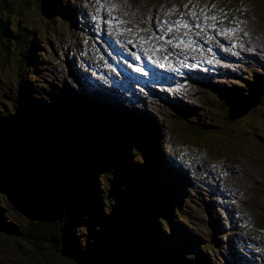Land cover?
<instances>
[{
    "label": "rangeland",
    "instance_id": "obj_1",
    "mask_svg": "<svg viewBox=\"0 0 264 264\" xmlns=\"http://www.w3.org/2000/svg\"><path fill=\"white\" fill-rule=\"evenodd\" d=\"M6 2L11 9L8 25L25 26L19 37H29L30 31H34L36 50L35 62L28 64L20 55L25 42L19 41V45L7 48L0 36V114L16 117L17 109L23 111L26 101L22 94L29 87L27 80L33 84L32 98L37 100L35 87L46 93L50 86L44 84L51 82L52 77L54 93H47L60 102L64 101L59 95L66 93H74L85 102L97 100L117 113L110 112L115 118L116 124L112 122L115 126L120 121L139 119L132 126L143 128L142 134L147 140L146 151L139 153L137 149L139 167L153 172L144 164L143 153L154 158L164 177L166 194L172 195L171 201L181 202L190 221L185 223L176 219L179 224L176 223L178 229L174 230L157 221L154 239L160 243H157L156 256L167 252L160 251L161 245L174 240L178 253L179 249L189 253V247L195 244L188 239H199L200 246L209 243L215 250L207 252L200 248L207 253L206 261L211 264H238L240 260L236 261L235 256L243 257V264H250L251 255L264 260L261 256L264 254V92L258 104L243 115L245 118L233 125L237 127V139L242 141L237 150L225 152L209 138L204 143H194L184 135L189 124L201 122L213 124L215 133L224 135L225 113L229 108L227 110V102L221 103L223 95L218 88L222 84L233 85L230 89L239 87L247 95L249 83L254 78L264 79V0H159L157 3L155 0H57L50 13L43 0ZM72 13L74 16L69 18ZM169 20H183L190 28L192 23L200 22L207 26L209 23L232 27L235 37L225 36V39L240 41L242 46L251 48L241 59H232L225 71L210 78L209 83L214 89L182 84L175 87L179 92L174 91L171 95L154 87V92L131 99L127 93L88 84L87 75L93 80L95 66L105 69L101 76L103 82H107V72L116 73L115 62L111 61L114 47L107 48L109 35L114 33L111 38L119 36L111 42L113 45L123 46L127 41L146 45L144 48L149 49L162 37L163 30H167ZM115 21L121 25H115ZM68 62L78 73L68 69ZM203 80L207 81V78L203 77ZM50 106L59 108L52 103ZM235 117L236 114L230 116ZM123 138L126 144L133 146V139ZM194 146L201 147V151L195 150ZM60 148L59 145L57 150ZM58 163L54 169H45L40 175V190L48 207L59 202L57 194L75 189L84 175L90 179L92 189L86 196L78 197L76 216L68 217L74 219H67L64 227L75 233L76 245L89 262L96 257L100 264L115 263L117 250L124 246L126 239L124 217L153 210L154 207L149 205H155L154 195L141 178L143 173H138L140 177L98 172L89 177L83 159L67 174L62 163ZM99 164L101 162L93 167ZM128 166L131 167L125 169L135 168L132 163ZM163 170L175 175L176 184L177 180L181 183L180 188L185 191L183 201L170 186L168 174L165 176ZM17 187L15 171L0 153V226L5 227L0 228V264H77L66 242L53 243L35 236L18 206ZM64 198L68 200L65 195ZM59 205L64 206L65 202L60 201ZM7 223L11 224L8 228ZM186 230L188 239L181 241L180 236L186 237Z\"/></svg>",
    "mask_w": 264,
    "mask_h": 264
},
{
    "label": "trees",
    "instance_id": "obj_2",
    "mask_svg": "<svg viewBox=\"0 0 264 264\" xmlns=\"http://www.w3.org/2000/svg\"><path fill=\"white\" fill-rule=\"evenodd\" d=\"M155 1L157 3L159 0ZM43 2L50 13L55 8L57 0H43ZM8 7L6 0H0V36L5 40L4 45L7 44V48H9L10 45L17 46L19 41H24L25 49L20 51V55L26 59L28 64L34 63L35 32L30 31L29 37H19V33L25 30V26H19L17 23L8 25L11 20L9 18L11 9L9 10ZM2 14L4 17L1 16ZM68 17L72 18L73 13ZM67 64L71 66L69 62ZM30 75L33 76L32 73ZM19 76L23 82H26L23 75L19 74ZM52 79L50 77L49 80L52 82ZM27 81L29 87L22 94L26 101L23 111L19 112L17 109L19 114L16 117L0 114V153L6 157L15 171L18 182L16 189L18 206L26 216L29 228L35 232V236L53 243L66 242L71 254L75 256L77 264H100L96 257L89 262L87 256L80 253L76 245L75 233L64 227V222L67 219H74L68 217L76 216L77 212L75 211L79 208L78 197L86 196L89 193V189L93 187L92 181L85 178L84 175L75 189L69 193L64 191L57 194L60 196L59 202H65L64 206H60L57 202L48 207V201L40 190L42 183L40 175L45 172V169H54L60 162L65 168L63 171L67 174L76 169L77 163L83 159L86 161L89 177H93L98 172H107L108 175L119 173L121 176L135 174L140 176L138 173L141 171L143 176L140 177L148 186L151 195H154L152 201L155 202V205H149L154 207L153 210L134 212L130 216L124 217L123 227L126 231V239L124 246L117 250L116 261L119 259L117 264H211L206 261L207 253L202 252L200 248L207 252L208 250L215 252L214 248L209 243L200 246L199 239L189 240L187 230L186 237L180 236V240L187 241L188 239L192 244H195L189 247V253L181 252L179 248L181 253H178L177 248L173 245L174 240L161 245L160 251L167 252H163L161 256L155 254V250L158 249L157 243H160L154 239L156 238L154 232L158 230L156 228L158 220L171 230L178 229L177 224L179 223L175 221L176 219L185 223L190 221L184 214L181 202L179 200L171 201L169 197L172 195L168 197L166 194L164 177L154 158L146 152L143 153L144 164L154 173H149L148 169L139 167L137 149L139 153L147 149L145 145L147 140L142 134L145 130L141 127L140 129L133 127L139 122V119L120 121L115 126L112 123L116 124L115 118L110 112L114 115L117 113L104 107L97 100H93L94 103H86L76 94L71 93L59 95L64 101L60 102L53 95L47 93H54L51 82L44 84L50 86V89L45 91L46 93H41L35 87V95L38 97L35 100L32 98L34 88L31 89V85L33 84L31 81ZM249 92L248 95L234 99L233 102H221L222 104L227 102V110L229 108V111L225 113L227 118L225 117L226 133L224 135H217L214 130H208L205 125H194L184 133L186 139L191 142L204 143L209 138L213 144L221 147L225 152L237 150L242 141L237 139V127H233V125L241 122L245 118L243 115L254 108V104H258L259 97L264 92V79L251 82ZM238 93V90L233 89L232 95H238ZM50 103L59 108L52 109ZM94 112L98 116L93 114ZM232 114H236L233 119L230 118ZM124 136L135 141H133V146L126 144ZM59 145L61 148L57 150ZM99 162L101 164L93 167ZM149 162L153 163L149 164ZM127 163L134 164L135 168L125 169V167L132 166H128ZM167 174L170 186L179 193V197L183 201L185 191L180 188L181 183L177 180L178 184H176L174 182L175 175L170 171H164V175L167 176ZM64 195L67 197V201ZM49 209L52 212H48ZM175 211L177 213H173ZM173 215H175L174 219ZM9 226L11 224L7 223L6 228ZM0 228L5 229L2 226ZM116 261L112 264H116Z\"/></svg>",
    "mask_w": 264,
    "mask_h": 264
},
{
    "label": "bare ground",
    "instance_id": "obj_3",
    "mask_svg": "<svg viewBox=\"0 0 264 264\" xmlns=\"http://www.w3.org/2000/svg\"><path fill=\"white\" fill-rule=\"evenodd\" d=\"M73 16H74V14H73ZM79 16H80V13H79ZM208 28H209V32L204 37V40L218 42L221 45V48L219 49L218 55H217V59L219 60V68L217 70H210L207 74H198V76H196V78H194L188 84V85L192 86L193 88L195 86H203V87H207L208 86L211 89H214L211 86V84L209 83L210 78L212 76H214L215 74L222 73L223 71H225L226 68L228 66H230L231 61H233L232 59H234V60L241 59L244 56V54L246 53V50H249L251 48L250 46H242L240 41H227L225 39V36H226L227 32H230L232 34V37H235V34H234V31H233L232 27L223 28L219 24H216V25L213 26V25H210L208 23ZM162 38H166L167 40L170 39L172 41V43H173L174 48H176L177 50H183V49H185L186 47L189 46L191 41L194 39V36H190L187 40H185V41H183L181 43H178V44L175 43V39H172L170 37H166V35H164L163 33H162ZM70 65L71 66H68V64H67L68 69L69 70L71 69L72 71H74V73H78V71L73 69V66H72L71 63H70ZM87 76H88V84H90L92 82V79H91L90 75H87ZM203 77H206L207 81H204ZM256 80H263V79L256 77V78H254L253 82L256 81ZM250 84H251V82L249 83V85ZM174 85H175V87H179V85H182V82L181 81H175ZM230 87H233V85L231 86V85L222 84L218 88V90H220V94L223 95V98H220L221 102H223V101L233 102L234 99H238V98H241V97L245 96L244 93L242 92L241 88L234 87L233 89L238 90L239 93H238V95H235L236 96L235 98H233V96H234V95H232L233 89L232 88L230 89ZM162 90L164 91L165 89L162 88ZM165 91H167V90H165ZM71 94H74V93H71ZM133 97L142 98V96L138 93V91L136 89H134V91H133ZM82 101L85 102L84 100H82ZM86 103H88V102H86ZM193 111H194V113H196L195 108H193ZM93 114L97 115L95 112ZM185 116H187V115L185 114ZM107 118H109V117L107 116ZM123 122H125V121H123ZM191 123H193V122H191ZM126 124H128V123H126ZM199 125L207 126L206 128L208 130H213L214 129L213 124H210V123L201 122V123L195 124V126H199ZM193 126L194 125L189 124L188 127H187V130H188V128L193 127ZM136 128L140 129V127H136ZM186 131H184V133ZM194 143H196V142H194ZM206 144L209 147L213 148L210 144H208V143H206ZM194 147H195V150H197L198 152L201 151V149H200L201 147H199V146H194ZM215 148H213V149H215ZM232 256H234V254H232ZM251 256H252V257H250L251 259H248V262L250 264H251V262H253V264H260V263L264 264V260L263 259H261V258L258 259L254 255H251ZM234 259L236 261L240 260V262H238V264H243V261H244L243 257H236L235 256ZM256 259H258V261H256Z\"/></svg>",
    "mask_w": 264,
    "mask_h": 264
},
{
    "label": "snow or ice",
    "instance_id": "obj_4",
    "mask_svg": "<svg viewBox=\"0 0 264 264\" xmlns=\"http://www.w3.org/2000/svg\"><path fill=\"white\" fill-rule=\"evenodd\" d=\"M185 26H187V25H185Z\"/></svg>",
    "mask_w": 264,
    "mask_h": 264
}]
</instances>
